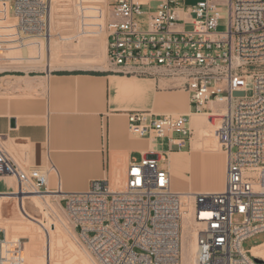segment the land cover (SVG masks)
Here are the masks:
<instances>
[{
	"label": "built area",
	"instance_id": "1",
	"mask_svg": "<svg viewBox=\"0 0 264 264\" xmlns=\"http://www.w3.org/2000/svg\"><path fill=\"white\" fill-rule=\"evenodd\" d=\"M52 6L53 0H0V61L28 41L50 39ZM74 15L83 36L105 33L109 71L179 78L192 113L218 120L225 187L179 192L171 169L159 168L167 156L157 153L92 180L87 190L58 185L50 192V169L24 167L0 134V176L15 178L13 195L59 194L73 237L96 264H183L189 206L194 264H259L243 242L264 232V0H74ZM127 116L132 135L167 139L169 151L184 149L194 134L190 114L135 109ZM6 239L0 226V264H20L25 242L6 246Z\"/></svg>",
	"mask_w": 264,
	"mask_h": 264
},
{
	"label": "crops",
	"instance_id": "2",
	"mask_svg": "<svg viewBox=\"0 0 264 264\" xmlns=\"http://www.w3.org/2000/svg\"><path fill=\"white\" fill-rule=\"evenodd\" d=\"M51 19L52 25H55L65 20L66 15L62 10H52ZM52 36L53 32L45 42L44 53L36 43L43 40L33 39L25 46L27 57H11L21 59V63H44L42 69H0V73H5L0 79L6 80L0 81V134L16 161L26 168L50 169L48 188L51 190H57L60 186L65 192L84 191L92 180L104 178L108 172L112 176L123 173L133 159L165 153L158 149L160 138L139 137L130 133L127 111H173L190 114L194 129V141L191 139L184 149H166L176 190L209 192L225 187L226 175L224 185L219 188L206 185L215 157H219L221 172L225 174L227 155L223 159L219 153L200 150L205 136L198 133L209 130L206 146L214 149L217 128H207L206 117L192 113L189 92L180 86L181 79L115 72L93 73L90 71H109L103 67L106 38L98 52L92 47L94 57L69 61L58 55L52 59ZM19 48H14V51ZM31 51L36 55L32 56ZM77 65L92 68H69ZM163 80L168 87L180 88H162ZM188 166L190 173L187 177ZM195 168L203 172L198 182L193 175ZM2 178L13 185L10 190L0 189L3 194L0 220L4 222L7 234L33 239L32 233L37 234L36 226L42 228L41 218L31 210L33 205L39 209L38 205L30 197L19 199L13 195L17 183L12 176H0ZM51 196L56 198L55 195ZM11 202L13 212L5 208L6 203ZM263 243L253 246L254 249Z\"/></svg>",
	"mask_w": 264,
	"mask_h": 264
},
{
	"label": "rangeland",
	"instance_id": "3",
	"mask_svg": "<svg viewBox=\"0 0 264 264\" xmlns=\"http://www.w3.org/2000/svg\"><path fill=\"white\" fill-rule=\"evenodd\" d=\"M157 6L156 2H153V8H155ZM62 10L65 15H66V19L62 20L60 22H58V24H53L52 25V32H53V36L51 38V53H52V59L54 58V55H58L60 56L62 59H66L69 61H84L87 59H90L91 57H94V52H93V48L96 52H98L102 45L103 42L106 38L105 33H101L98 36L95 37H88V36H83L82 35V30H79L81 28V26H78V24L75 22V15H74V0H53V6H52V10ZM147 9V7H146ZM5 10H6V6H5ZM8 10V8H7ZM2 11L3 9L0 7V24H4V22H2L3 17H2ZM10 16H12L10 14ZM9 19H11V17H9ZM188 28L190 27V25L187 26ZM220 29H224V25H222L220 27ZM42 42H36L40 45V49L42 50V53H44V45L45 42L47 41L46 39H42ZM29 41L26 43L28 44ZM93 47V48H92ZM10 47H4V49H8ZM34 49V48H33ZM37 52V50H36ZM36 52L34 53V51H31L32 56L36 55ZM27 50L26 47H21L19 49H10L8 50L5 54H3L1 59H6L9 57H21V58H25L27 57ZM21 59H6V60H1L0 61V69L3 67H7V68H16V69H23V70H39L42 69L44 66V63H21L20 61ZM103 67L108 68V64H107V59L105 58V61L103 62ZM69 68H92V66H85V65H77V66H73V67H69ZM5 75L4 73H0V76ZM0 81H6L4 79H0ZM162 88H167V89H179V86H173V87H168V84H166L165 80H163L162 84H161ZM167 86V87H166ZM154 111V110H153ZM167 112V111H164ZM206 117V122L207 125L209 127L207 128H211L210 123L208 122L207 116L204 115ZM208 133L209 130L206 131H202L198 134H202V136L204 135L205 138H203L202 140V148L200 149L202 152H206V153H219L220 155H222L225 159L226 156V152L224 151V149H222L220 143L218 142V139L216 138V142H214V149L212 148H208L206 146V142L208 139ZM176 137H179V134H175ZM192 141H194V135L192 138ZM158 149L162 152H165V155L167 156L168 159L165 160H160L159 161V168L161 170H166L168 168H170V160H169V155L166 152V149H169V144H168V140L167 139H159V146ZM175 149H177V147H175ZM213 170L210 172V175L208 176V181L206 182L207 187L209 188H219L220 186H222V184L224 185L225 183V175H226V170H225V174L223 175V173L221 172L222 169L220 167V159L219 157H215L213 159V164H212ZM225 168H226V162H225ZM192 171V170H191ZM190 173V169L189 166L186 167V176L188 177ZM193 175L196 179V181L198 182L203 175V172L201 169L199 168H195L193 170ZM173 183H175L174 181V175H173ZM188 184V182H187ZM13 188V185L10 181L2 178L0 179V189L1 190H10ZM174 188L176 189V185L174 186ZM189 190V189H187ZM34 199V198H33ZM58 197L56 198H51V207L46 209L45 213H41L40 210L38 208H36L34 205V207L32 206L31 210L35 213V215L38 218H41V223L45 224L46 226L49 225L50 222H56V224L60 227V229L63 232H66V234L68 233V231L65 229V227L63 225L60 224V221L57 219V215L61 216L62 219L64 221H66V223H68L69 225V217L67 215V213L65 211H63V209H60L57 206V200ZM35 200V199H34ZM36 202V201H35ZM37 204V202H36ZM38 205V204H37ZM39 206V205H38ZM6 209H9L10 212H13L14 210V205L13 203H6L5 205ZM5 216H9L7 214H5ZM20 217L26 221V219H24L21 215ZM235 219H240L239 216H235ZM28 222V221H27ZM184 232H183V264H190L191 260H190V251H191V241L192 239H194L193 235V230L192 228H189L188 225V216L184 215ZM41 224V225H42ZM191 224V223H190ZM192 225L194 226V223H192ZM0 226L6 231V226L4 224V222H1L0 220ZM37 229V234L34 235V233H32V237L31 238H27V237H19L16 235H12V234H7V239L5 241V245L8 246L9 244L14 243L16 240H18L19 238L22 239L23 242H25V252H24V260L23 262H21L20 264H56L55 263V258H54V247L52 245V252H50V245L47 244V238L46 235L44 233L43 230V226L38 227L36 226ZM21 235V234H18ZM37 238L40 239L39 242H37ZM68 241L69 243H71L72 245H74L76 248H78L79 250H81L82 252H85L84 250H86V247H84L81 243H79V241H77L73 236H71L68 233ZM264 242V232L256 234L248 239H246L243 242V247L245 250H250L251 251L254 249L253 246L258 245L260 243ZM47 247V248H46ZM253 247V248H252ZM47 249V250H46ZM49 249V251H48ZM190 250V251H189ZM48 254V256H47ZM194 249H192V257L194 259ZM93 262V261H92ZM15 264V263H13ZM193 264V263H192ZM259 264H264V263H259Z\"/></svg>",
	"mask_w": 264,
	"mask_h": 264
},
{
	"label": "bare ground",
	"instance_id": "4",
	"mask_svg": "<svg viewBox=\"0 0 264 264\" xmlns=\"http://www.w3.org/2000/svg\"><path fill=\"white\" fill-rule=\"evenodd\" d=\"M38 39H40V38H38ZM43 47L45 50V46H43ZM48 65H50V64H48ZM50 66L52 67V65H50ZM44 67H45V65H44ZM194 115H206L207 119H208L207 114H194ZM208 122L210 123L211 127L218 128V120L212 122L208 119ZM170 169H171V166H170ZM57 190L49 189L50 192H57ZM189 192H192V191L182 192V193H189ZM57 196L59 199L60 195L57 194ZM28 197L35 199V201L39 205L38 207H39L41 213H45L46 209L50 208L52 205L51 204V198H52L51 193H49V194H25V195L21 196V199L28 198ZM57 206L60 209H63V211H65L63 206H61L59 200H57ZM184 215L188 216L189 228H192V230L195 229L196 225L194 224V226H193L192 220H191V215H192V207L191 206L187 207V211L185 212ZM59 220H60V224L65 227V229L68 231V233L71 236L75 237V233H74L72 228L71 229L69 228L68 223H66V221H64L61 216L59 217ZM42 226H43V230H44V233L46 235V238H47V244L46 245L47 246H48V244L50 245V252H52V245L54 246V242H55L54 258H55L56 264H96V261L94 260V258L91 256V254L89 252H87L86 250H84L85 252H82L81 250L76 248L74 245L69 243L68 233L66 234V232H63L58 225L56 226V222H54V221L50 222L48 226H46L45 224H42ZM192 236L194 237V239H192V241H191V246H190L191 251L189 250L190 251V260H191L190 264H192V263L194 264V259L192 257V249H194V252H196V241H195V232L194 231H193ZM48 251H49V249H48ZM254 253L258 257L264 259V243L262 245L256 247L254 249ZM254 253H253V255H255ZM47 256H48V254H47Z\"/></svg>",
	"mask_w": 264,
	"mask_h": 264
},
{
	"label": "water",
	"instance_id": "5",
	"mask_svg": "<svg viewBox=\"0 0 264 264\" xmlns=\"http://www.w3.org/2000/svg\"><path fill=\"white\" fill-rule=\"evenodd\" d=\"M236 95H243V93L242 92H237ZM12 125L14 126V121H12ZM255 260H256L257 263H264L263 259L255 258Z\"/></svg>",
	"mask_w": 264,
	"mask_h": 264
},
{
	"label": "trees",
	"instance_id": "6",
	"mask_svg": "<svg viewBox=\"0 0 264 264\" xmlns=\"http://www.w3.org/2000/svg\"><path fill=\"white\" fill-rule=\"evenodd\" d=\"M90 72H93V73H109L111 71H105V72H100V71H90ZM5 74V73H4Z\"/></svg>",
	"mask_w": 264,
	"mask_h": 264
}]
</instances>
